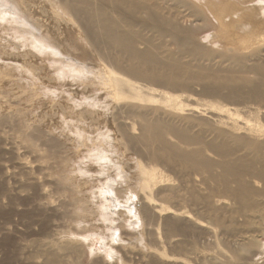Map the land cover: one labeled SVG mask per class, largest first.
I'll return each instance as SVG.
<instances>
[{
  "label": "bare ground",
  "instance_id": "1",
  "mask_svg": "<svg viewBox=\"0 0 264 264\" xmlns=\"http://www.w3.org/2000/svg\"><path fill=\"white\" fill-rule=\"evenodd\" d=\"M171 1L176 5L172 6ZM197 6L190 0H0V88L19 89V94L0 89V153L46 154L51 148L49 144L56 141L55 130L60 133L61 127L69 132L67 136L74 133L77 145L87 149H82L86 151L81 154L83 157L75 159L77 175L67 181L48 172H41L34 179L32 176L29 188L33 194L25 200L36 202L35 208L40 213L53 214L68 207V192L81 194L74 201L83 204L82 210L87 214L83 219L90 224L67 229L59 226L50 234L44 229L39 232L34 229L32 234L43 239L34 242L38 247L30 252L28 264H65L66 260L69 263L74 254L80 253L82 257L85 246L94 249L91 257L97 256L99 250L95 247L99 240L106 255L97 259L98 264L128 262L134 234L124 229L125 223L145 227V222L151 228L156 214L166 211L155 199L156 174L140 163L139 177L134 180L128 173L129 167L124 166L121 152L133 142L130 133H139L138 141L144 138L149 153L156 151L157 145L161 160L172 162L175 157L182 158L187 167L197 172L209 173L221 168L237 184L235 189L225 186L241 207L240 212L244 211L246 218H250L248 223L251 220L259 224L257 235L264 233V63L256 60L245 65L244 56L238 54L243 50L253 53L254 48L264 47V30H254V13L255 19L264 24V18L258 15L264 7L242 11L241 17L252 24L251 33L243 35L230 29L237 22L235 14L228 12L227 19V11L221 9H212L218 21L215 31L210 33L194 24L211 19ZM41 15H50L54 25ZM203 36L212 43L220 37L217 42L223 40L222 45L227 48L216 53L214 45L204 43ZM216 54L223 60L230 58L235 63L234 69L221 74L183 61L186 55L194 60L211 61ZM251 74L257 78L252 80ZM24 79L31 87L25 85ZM41 87L45 89V97L49 96L53 102L51 109L56 120L51 118L52 126L23 120L14 126L20 117H27L35 101L46 99L42 97ZM62 87H80V90L63 91ZM197 96L223 97L229 104H201ZM25 99L29 104L25 110L14 113L4 110L3 104L13 106ZM249 102L254 103V108ZM258 114L261 116L256 117ZM191 118L199 120L198 126L207 119L216 122L206 132L216 134L217 139L208 143L205 133L192 136L195 122ZM12 133H19L23 142H12ZM181 144L196 148L184 152ZM207 151L220 157L221 163L205 159ZM239 153L243 155L233 160ZM256 181L261 188H256ZM15 186L9 191H15ZM211 193L220 195L217 189ZM7 230L21 234L16 226ZM256 247L264 263V246ZM107 255L112 261H108Z\"/></svg>",
  "mask_w": 264,
  "mask_h": 264
},
{
  "label": "rangeland",
  "instance_id": "2",
  "mask_svg": "<svg viewBox=\"0 0 264 264\" xmlns=\"http://www.w3.org/2000/svg\"><path fill=\"white\" fill-rule=\"evenodd\" d=\"M191 1L195 5L197 4L198 8L200 7L201 10L206 11L205 12L206 15H208V17L212 19V20L210 19L209 22L204 23V21H197L194 24L201 27H205L206 31L209 30L210 33L212 31H215L217 29L216 27H218V21L216 19V16L212 12V9L215 10L221 9L227 11V13H225L228 15V16L226 15L227 19L229 17V14L231 15V13H234L235 14L234 17L237 18V22L234 25H231L230 29L237 30L243 35H245L247 34V32L248 34L251 33L252 24L249 25L248 22L241 17L243 14L242 11L245 9L250 10L254 7L256 8V6L264 7V0H190V2ZM170 4L172 6L176 5L174 1H171ZM181 10L184 11L185 8L182 7ZM38 14H40L39 11ZM237 15H240V17H237ZM258 15L260 18H264V8H261V12ZM40 17L42 18L43 15H41ZM255 17H257V14L254 13V30L256 29L263 31L264 24L260 22L258 19H255ZM43 18H45V20H48V22H50L51 25H54V21L52 20V17L50 15H46V17ZM187 24L191 25L192 23L191 21H187ZM218 38H216L215 40L216 43H212L210 40L207 39L206 36L202 37L205 44L209 45L211 43L210 44L211 47L212 45L215 46V47L213 46V48L217 50L216 53H219L220 51H224L225 48H227L225 45H222L224 43L223 40L217 42ZM262 52H264V47L262 48L256 47L254 48V52H253L254 55L252 52H248L247 50H243L238 54L244 56L243 63L245 65H251L256 60H259V62L264 63V56H262L263 54ZM19 58H20L19 60L22 59V57ZM183 61L184 63H192L193 67L201 66L204 67L205 69H214L215 71L213 70L211 71L212 72L219 71L221 72V74H226L225 73L226 71L234 69L233 67L235 66V63H233V61L230 58L223 60L222 58H220L219 54H216L215 59L214 60L212 59L211 61L205 58L202 60L201 59L194 60V58L189 55L184 56ZM204 72L207 73L208 71H204ZM249 76L252 80H255L257 78L256 75L254 74H251ZM23 82L25 83V85L27 84L26 85L27 87H31L27 83V80L24 79ZM69 82H71V80H69ZM70 84L72 86V83ZM41 88L43 91V87ZM44 88L51 89L52 87H44ZM54 88L55 87H53L51 90H53ZM0 89L3 90V92H8L9 90L10 91L13 90V94L15 93L19 94L18 91L19 89L18 90L14 89V87L4 86L1 87ZM62 90L76 91V90H80V87L78 88L62 87ZM41 94L42 97L46 99L44 100L42 99L41 102L40 100L35 101V106L33 107V109L28 107L30 111L27 114V117L22 118L23 117L22 116L20 117L21 118L20 119L19 118L20 115H18L19 123L18 122L15 123L14 126L20 124V120H23L25 122L31 121V123L36 125L52 126V124L50 123L51 118H54L56 120V116L54 115V110L52 113V109H51L53 102L51 101V98L49 96L45 97V89L43 92H41ZM64 96H67V94L65 93ZM243 97L245 98V96ZM197 98L201 104L212 103L220 106H228L229 104L223 97L214 98L208 96L207 97L197 96ZM66 100L67 99H62V102L65 101L64 103L66 102L69 103V101ZM14 104L15 105L13 106H7L6 104H3L4 110L5 108H7L6 109L7 111L5 110L6 112L9 111L11 113L13 111L12 113H14L18 109H20L21 111L25 110L26 107L29 105L26 99L19 103H14ZM250 106L254 108V103L252 102ZM202 108L204 110H207L206 107H202ZM252 115H254V110ZM259 115L261 116V114H258L256 115V117H258ZM191 120L195 122L192 125V130H191L192 136L195 134L205 133L204 137L208 143H212L217 139L215 138L216 134H213L211 132H206L208 129L212 128L216 124V122L207 119L206 121H203L201 126H198L197 125V122L199 121L198 119L191 118ZM60 124L63 123L61 122ZM180 126L184 127L185 125L183 126V124L181 125L180 123ZM60 129L63 133L60 131ZM60 129H59L60 133H57L58 132L56 131L57 129L55 130V133L58 134L56 135V141L49 144V146H51L50 148L51 150L48 148L49 147L48 146L47 147L48 149L46 148L47 149L46 154L42 153L43 156L40 153L39 154L36 153L35 155L34 154L32 155L31 151L30 152L21 151L18 152L17 154L16 153L12 154L10 152H5L4 154L0 153V195L2 196L0 197V227H1L0 228V264H11L12 262H13L12 264L31 263L29 262L30 261L29 257H32L30 255L31 254L30 252H35L36 250H34V247L35 249L38 247L35 243L36 242L40 243L43 239V238L40 239L41 237H36L32 234V231L34 229L38 232L40 231V229H44L47 231L48 234H50L53 232V230H56V227L59 226H62L60 227V229L61 228L63 229L64 227H65L64 229H67L66 227L68 228L74 226L85 227L90 224L83 219V216L87 215L86 212L82 210L83 204L76 203L74 201V199L78 198V196H80L81 194L78 195V193L72 194V192L71 193L68 192L67 196H69V198L66 204L68 205V207L62 213H53V214L52 212L40 213V211L35 208L36 202H34L33 200H29V202L25 200L27 196L30 197L33 194L32 191L30 192L29 187L32 184L33 179L35 177H38L41 172L44 173L48 172L49 174L52 173V175H54L55 178L61 177V181H67L70 178L77 175L76 171L74 170L76 167L75 159L77 161V158L79 160L80 157H83L81 156V154L82 155L85 154L87 149L86 148L83 149L82 147L77 145L76 140H74L75 139L74 137H76L74 133H70L69 136H67L69 132H66L63 127H61ZM11 138H13L11 139L12 142L18 141L17 143H19L20 140L22 141L19 133H14L11 136ZM129 138H133V142L131 143V146L122 148L123 150L121 152V154L124 155L123 157L124 166L125 165L127 166V167L125 166V168L127 169L129 167L127 169L128 173L132 177H135L134 180L137 178V175L139 177L138 165L140 163L144 167L149 169L151 172L156 174L157 184L156 186H154L155 199L158 205L161 206L162 209L166 211H163V213L159 212L156 214V222L154 226H151L152 229L145 222H144L145 227H142L140 224V226H137L138 228L131 226L129 222L125 223L124 229L134 234V236L132 237L133 238L132 243L134 244H132L128 254V258L129 257L131 258L127 259L128 262H126V264L127 263L128 264H264L262 263L261 256L258 255L259 248L256 247L257 244L260 246H264V233H260L257 235L256 231L258 228L260 229L259 224L255 225L256 222H254L253 224L251 220L248 223V220L250 218L248 217L246 218V214L244 213V211L240 212L241 207L234 200L235 198H233L230 195L231 190L225 186L226 184L231 186L232 189H235L237 184L234 183L232 179L228 177V175L225 172H223L221 168L216 167L209 173L204 171L197 172L194 171L192 167H187L182 162V158L178 159L177 157H175L173 158L172 162L161 160L159 157L160 154L158 153L157 145L155 146L157 150L154 151L152 149L153 152L151 151L149 153L144 146V141H145L144 138L141 141L137 140V138H140L139 133H133V134L130 133ZM170 138H172L174 142H177L176 139H174L173 137ZM55 145L58 147L56 148ZM181 146L184 152H188L189 150L196 148L195 146H185L183 144H181ZM52 148L53 151L55 150L54 151L55 153L52 151ZM56 149L58 152L56 151ZM82 149L83 150L86 149V151L83 152ZM49 150L52 151L50 152L51 154L48 153ZM18 154H20V156ZM21 155L24 157H21ZM151 155H153L155 159L154 158L151 159L152 158ZM242 155L243 153H239L235 155L232 159L235 160L237 158H240ZM204 157L205 159L207 160L211 159L216 163H221L222 161L220 157H218L211 151H207ZM28 160H30L32 164L29 163L30 161L26 162ZM73 171L74 173L72 174ZM4 175L7 177H5ZM246 179L250 181L249 177H246ZM7 181L9 182V184L7 183ZM3 186H5L7 189ZM14 186L17 187L16 190L10 192L9 191L10 188ZM67 187H71V186L67 185ZM261 187L262 186L260 185V182L256 181V188L259 189ZM71 188H69V191ZM213 189H217L220 195L217 196L215 194H212L211 191ZM61 190L63 191L64 188L61 187ZM22 191L24 194L21 193ZM195 195H198L199 197H201V199H197ZM194 197L197 200H194ZM207 197H211L210 201L206 200ZM9 199H11L12 204H10ZM109 204L112 207L113 203L110 202ZM213 208L215 209V211H212ZM33 210L36 211L34 212ZM10 211L11 213H9ZM7 217L9 218V220ZM13 226H16L19 229V231H21V234L16 235L7 230L8 228H12ZM18 226H20L21 228ZM253 227L254 229H251ZM47 228L53 230L51 231L50 229L48 230ZM252 230H254V232H251ZM118 234L119 233H117V235ZM100 242L101 240H99L96 243V247H95V250L96 249L99 250L97 252L98 253L97 256L91 257L95 253L94 249L91 250L88 248V246H85V249H83L84 251L82 253V257L80 253L78 255L74 254L72 256L74 262L73 260H70V262L67 263L66 260L64 263L65 264H70V263L98 264L96 262L97 259H101L100 257L103 258V256L106 255L100 249L101 248ZM25 257L27 259H25ZM106 258L108 259V261H112L111 257H109L108 255L106 256ZM102 261H105V259H103Z\"/></svg>",
  "mask_w": 264,
  "mask_h": 264
}]
</instances>
